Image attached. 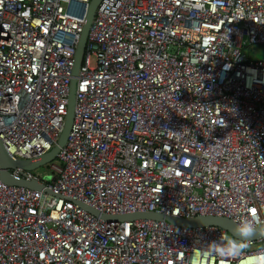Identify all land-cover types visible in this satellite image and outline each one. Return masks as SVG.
I'll return each mask as SVG.
<instances>
[{
    "label": "built area",
    "instance_id": "1",
    "mask_svg": "<svg viewBox=\"0 0 264 264\" xmlns=\"http://www.w3.org/2000/svg\"><path fill=\"white\" fill-rule=\"evenodd\" d=\"M90 1L0 0V139L15 158L58 142ZM251 44L264 45V0H100L51 180L0 176V264H264V235L83 206L264 224V57Z\"/></svg>",
    "mask_w": 264,
    "mask_h": 264
},
{
    "label": "water",
    "instance_id": "2",
    "mask_svg": "<svg viewBox=\"0 0 264 264\" xmlns=\"http://www.w3.org/2000/svg\"><path fill=\"white\" fill-rule=\"evenodd\" d=\"M100 0H91L89 5V10L87 13L86 22L83 27V31L81 34V39L75 54V63L73 68V78L70 84V93H69V102H68V111L65 120V126L63 131L61 132L57 144L52 147L47 153H45L41 158L38 159H18L12 156L8 151L0 139V162L2 166L1 177L3 180L9 184H17L27 186L29 188L34 189H42L44 184L38 180L26 181L24 179L16 178L11 173H9V168L22 167L28 170H35L39 166L46 164L48 162L53 161L60 148L64 145L67 136L69 134V130L72 123L73 118V108H74V100H75V91L77 87V73L81 64V60L83 57V52L86 45V40L88 36V31L90 25L92 23L95 11L97 9L98 3ZM85 208L90 210L91 212L101 215L103 218L107 220H116V219H135V218H153V219H165L171 223L183 225V226H199V225H218L226 230L235 238L238 239H256L264 235V224L259 225L255 229L247 230L240 228L233 220L225 217H216V216H196L194 218H178L169 215H163L158 212H135L128 213L122 215H108V214H100L94 208L84 205Z\"/></svg>",
    "mask_w": 264,
    "mask_h": 264
},
{
    "label": "rangeland",
    "instance_id": "3",
    "mask_svg": "<svg viewBox=\"0 0 264 264\" xmlns=\"http://www.w3.org/2000/svg\"><path fill=\"white\" fill-rule=\"evenodd\" d=\"M245 52L247 53V55L254 59V58H263L264 57V45H260V44H251L248 47H246ZM50 163L48 162L46 164H43L41 166H39L35 172L41 177L43 178L45 181H50L53 174L50 170ZM9 171V170H8ZM10 173V171H9ZM1 176V174H0ZM2 178V177H1ZM3 179V178H2ZM233 237V236H232ZM235 238V237H234ZM261 244H256V247H260Z\"/></svg>",
    "mask_w": 264,
    "mask_h": 264
},
{
    "label": "clouds",
    "instance_id": "4",
    "mask_svg": "<svg viewBox=\"0 0 264 264\" xmlns=\"http://www.w3.org/2000/svg\"><path fill=\"white\" fill-rule=\"evenodd\" d=\"M248 229L247 228H245V231H247Z\"/></svg>",
    "mask_w": 264,
    "mask_h": 264
}]
</instances>
